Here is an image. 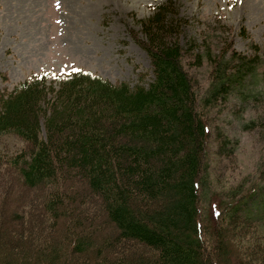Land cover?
<instances>
[{"label": "trees", "instance_id": "16d2710c", "mask_svg": "<svg viewBox=\"0 0 264 264\" xmlns=\"http://www.w3.org/2000/svg\"><path fill=\"white\" fill-rule=\"evenodd\" d=\"M187 23L172 1L158 5L140 22L142 37L136 42L149 55L154 71L148 87L114 85L81 71L50 81L49 75L35 77L12 91L0 89V136L13 133L29 144L28 152L4 164L17 168L26 187L48 189L42 210L52 220L50 228L75 216L71 206L76 196L62 192L61 185L84 181L86 193L101 200L118 239L154 254L135 257V262H111L102 249L110 247L113 238H106L99 264H252L262 256L261 232L250 236L253 241L244 251L228 237L239 224H264L253 189L223 203L211 201L208 223L200 208L212 114L231 93L235 78L253 72V60L232 53L227 68L217 64L208 87L198 91L189 68L200 66L212 49L208 42L202 46L195 38H185ZM227 40L225 52L232 46ZM200 48L204 55L197 52ZM227 63L235 65L233 74L226 73ZM217 134V154H227L229 141ZM75 218L72 225L77 228L81 220ZM10 220L23 219L9 215L4 221L9 225ZM20 236L0 237V264H64L73 254L86 255L94 234L83 231L71 241L65 234L66 240L25 251V242L15 246Z\"/></svg>", "mask_w": 264, "mask_h": 264}, {"label": "rangeland", "instance_id": "374dc122", "mask_svg": "<svg viewBox=\"0 0 264 264\" xmlns=\"http://www.w3.org/2000/svg\"><path fill=\"white\" fill-rule=\"evenodd\" d=\"M168 1L178 6L180 16L188 22L185 38H195L202 46L208 42L212 49V56L203 59L200 66L189 68L198 91L208 87L217 64L227 68L226 60H231L232 53L251 58L255 67L245 78L237 80L241 74L235 78L231 93L212 114L208 169L200 201L203 222L211 219V201L223 203L240 191L252 189L256 211L264 219V0H0V89L11 91L42 73L70 74L77 70L89 71L113 84L148 87L154 71L149 55L136 42L142 37L140 22ZM226 39L232 42L230 52H225ZM198 51L204 55L203 48ZM234 66L231 64L226 73L233 74ZM218 132L229 141L227 154H217ZM28 151L29 144L16 134L0 136V237L21 234L22 241L13 245L19 247L25 242L23 250L13 249L14 253L67 237L71 241L72 236L90 231L94 234L90 251L73 254L64 264H99L98 252L106 238H113L110 247L102 249L111 262H135V257L154 255L136 242L118 239L101 200L86 193L84 181L61 185L62 192L76 196L71 206L75 216L71 215L65 226L61 223L50 228L52 220L45 218L42 210L48 189L26 187L17 168L4 164ZM65 204H69L67 199ZM9 215H20L23 220H10L8 225L4 220ZM77 215L81 223L75 228L72 223ZM68 225L77 229L73 231L76 234L72 235ZM238 226L234 232L229 230L228 237L243 251L250 247L251 235L264 234V224ZM207 237L211 249L212 239ZM260 254V260L252 264H261L264 250Z\"/></svg>", "mask_w": 264, "mask_h": 264}]
</instances>
